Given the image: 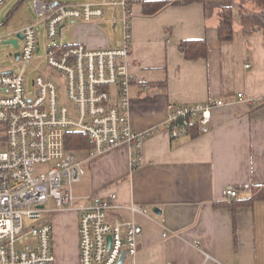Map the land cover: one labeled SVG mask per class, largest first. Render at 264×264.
Wrapping results in <instances>:
<instances>
[{"label": "crops", "instance_id": "1", "mask_svg": "<svg viewBox=\"0 0 264 264\" xmlns=\"http://www.w3.org/2000/svg\"><path fill=\"white\" fill-rule=\"evenodd\" d=\"M114 1L122 10L125 1L132 13L129 70L137 81L130 90V121L147 133L143 162L133 169L129 147L119 145L92 158L84 178L89 175V194L114 189L120 202L147 209V215L132 216L143 227L138 255L121 264H215L206 254L222 264H264V199L233 204L264 185V29L246 31L241 19L242 8L261 6L255 0H206L146 14L150 0ZM223 5L232 10L228 41L219 38ZM106 14L68 22L63 31L71 24L73 43L118 47L122 37L110 41L104 30ZM189 39H205L207 56L186 58L180 43ZM214 100L224 104L212 108L207 133L199 128L172 136L162 128L168 104ZM227 186L237 190L236 198L224 196ZM76 258L78 264V252Z\"/></svg>", "mask_w": 264, "mask_h": 264}, {"label": "built area", "instance_id": "2", "mask_svg": "<svg viewBox=\"0 0 264 264\" xmlns=\"http://www.w3.org/2000/svg\"><path fill=\"white\" fill-rule=\"evenodd\" d=\"M5 1L0 0V5ZM115 3L35 0L37 20L19 31L23 38L15 58L21 65L0 72V264H56L52 218L69 211L78 214V264H120L123 253L134 259L138 255L143 227L132 216L147 215L143 205L120 202L114 189L83 197L73 192V184L83 180L91 159L112 148L127 145L133 169L143 162L147 133L136 131L130 121V90L137 81L129 70L130 8L122 2L118 47L56 42L66 23L99 20L106 7ZM42 26L52 42L45 49L48 64L63 78L67 105L57 79L49 75L33 79L35 91L30 93L27 88L28 66L41 50ZM148 88L143 84V89ZM223 104L222 100L170 103L162 128L179 136L188 133L195 122L200 132L207 133L212 108ZM71 131L91 138L94 145L86 158L66 148ZM223 194L236 198L237 190L227 186ZM206 258L222 264L209 254Z\"/></svg>", "mask_w": 264, "mask_h": 264}, {"label": "rangeland", "instance_id": "3", "mask_svg": "<svg viewBox=\"0 0 264 264\" xmlns=\"http://www.w3.org/2000/svg\"><path fill=\"white\" fill-rule=\"evenodd\" d=\"M35 0H6L0 5V36L2 41L9 40L16 37V32H19L27 25L35 22L36 13L33 9V2ZM85 2L87 0H77ZM19 5L17 9L14 8ZM106 16L104 18L107 23L105 32L108 39L111 41L120 40L122 37V8L120 6L109 5L106 7ZM10 17L8 22L4 24L8 15ZM115 21L117 22L114 27ZM75 30L71 24H67L63 31V35L58 37L57 43L63 42L70 44L75 41ZM21 41V40H20ZM52 42L47 38L44 26L40 28V47L41 50L35 54V59L29 64L27 72V88L31 93L35 91L33 86V79L37 75H49L57 79L59 85L60 95L63 98L64 104H68L63 88V78L59 72L52 69L46 57L45 49L51 45ZM19 51L13 43H0V72L6 70H14L19 68L21 63L16 61L15 54ZM53 72L55 76H53ZM90 151L78 153L80 159H84L89 155ZM73 192L76 197H83L90 193L89 175H87L82 182L73 184ZM73 212V211H72ZM52 218L54 224V251L56 255V264H77V252L79 245L78 233V214L74 211L71 214L56 213Z\"/></svg>", "mask_w": 264, "mask_h": 264}, {"label": "trees", "instance_id": "4", "mask_svg": "<svg viewBox=\"0 0 264 264\" xmlns=\"http://www.w3.org/2000/svg\"><path fill=\"white\" fill-rule=\"evenodd\" d=\"M24 0H21L23 2ZM195 1L206 0H150L144 2V11L146 14H154L170 4H188ZM261 6L259 11H252L242 8L241 19L246 31H253L255 28L264 29V0H255ZM18 6V5H17ZM16 6V7H17ZM14 8V11L16 9ZM220 24H219V38L222 41H228L233 37L234 27L232 23L231 6L223 5L219 9ZM10 14L5 20L4 24L8 22ZM180 50L188 59H195L207 56L208 44L205 39H189L183 40L180 43ZM191 132H199V125L195 122L191 125ZM66 148L72 152H86L93 148V142L89 135L81 131H71L66 136ZM258 187V188H255ZM256 199H264V185L254 186L252 188V195L248 199L233 201L234 206L242 204H252Z\"/></svg>", "mask_w": 264, "mask_h": 264}, {"label": "water", "instance_id": "5", "mask_svg": "<svg viewBox=\"0 0 264 264\" xmlns=\"http://www.w3.org/2000/svg\"><path fill=\"white\" fill-rule=\"evenodd\" d=\"M22 38H23L22 33H21V32H18V33L16 34V37L11 38V39H9V40H5V41H3V43H13L16 47H18L19 40L22 39ZM18 56H19V53L17 52V53H16V57H18ZM154 211H155V212H160V210H159L158 208H155ZM125 259H126V253H123V254H122V257H121V260H120V264H121L122 262H124Z\"/></svg>", "mask_w": 264, "mask_h": 264}]
</instances>
